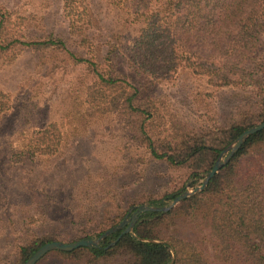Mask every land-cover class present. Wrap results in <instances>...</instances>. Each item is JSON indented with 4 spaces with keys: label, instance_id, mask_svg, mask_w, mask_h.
<instances>
[{
    "label": "rangeland",
    "instance_id": "374dc122",
    "mask_svg": "<svg viewBox=\"0 0 264 264\" xmlns=\"http://www.w3.org/2000/svg\"><path fill=\"white\" fill-rule=\"evenodd\" d=\"M66 1L0 0V42L9 45L0 48V90L10 100L0 118V264H16L20 245L48 233L66 243L93 238L106 214L148 204L130 205L142 194L192 191L206 173L194 181L186 170L152 160L128 131L132 119L124 99L131 88L119 79L111 87L97 83L67 53L93 60L100 72L142 82L124 77L131 75L128 57L138 25L127 19L123 1L71 0L82 13L77 31L70 28ZM50 35L63 39L67 51L18 43ZM108 51L117 54L112 63ZM262 57L264 62V51ZM158 82L149 93L166 122L160 128L226 125L254 108L250 89L215 88L188 71ZM51 124L57 153L26 158L28 139ZM52 252L36 264H87Z\"/></svg>",
    "mask_w": 264,
    "mask_h": 264
},
{
    "label": "trees",
    "instance_id": "16d2710c",
    "mask_svg": "<svg viewBox=\"0 0 264 264\" xmlns=\"http://www.w3.org/2000/svg\"><path fill=\"white\" fill-rule=\"evenodd\" d=\"M122 1L127 19L138 25L128 57L131 75L124 77L133 80L140 76L142 82L138 84L120 79L114 70L100 72L93 60L67 51L59 37L18 43L31 49L65 50L104 86L123 81L131 88L124 99L132 119L128 124L131 138L152 160L184 169L188 178L196 181L211 170L220 152L244 130L264 121V0ZM66 9L71 30L81 29L82 13H76L78 8L71 0L66 1ZM2 22L3 18L0 25ZM8 46L0 42L1 49ZM116 55L108 51L110 63ZM183 71L205 78L215 88L250 89L254 108L226 125L200 130L160 128L166 122L150 93L158 81L174 79ZM88 96L91 100V91ZM9 102L8 95L0 90V118L9 110ZM51 127L55 124L28 139L23 153L26 158L57 153L59 145L51 138ZM180 190L160 198L142 194L130 205L148 202L162 206ZM125 214H106L97 222L96 231L100 234L115 226ZM125 227L108 234L98 247L52 254L87 264H264V129L249 136L204 189L166 212L140 214L133 232L110 245ZM55 240L48 233L20 245L16 264H23L39 247Z\"/></svg>",
    "mask_w": 264,
    "mask_h": 264
},
{
    "label": "water",
    "instance_id": "95a60500",
    "mask_svg": "<svg viewBox=\"0 0 264 264\" xmlns=\"http://www.w3.org/2000/svg\"><path fill=\"white\" fill-rule=\"evenodd\" d=\"M264 129V121L253 125L246 130H244L232 143H230L225 149L221 151L218 158L214 162L211 170L203 174V181L201 186L194 188L192 191L184 190L178 196L174 197L170 202L162 206H154L150 204H143L133 206L129 209L125 216V219L116 224L115 226L105 230L101 234L93 238H83L73 242H62V241H50L39 247L23 264H36L41 258H43L47 253L52 251H72L80 247H98L100 242L110 233L121 229L126 222L128 225L119 234V236L110 245L115 244L120 237L125 233L133 232V225L137 220L138 216L146 211H162L166 212L178 204L181 200L192 195L197 191L204 189L208 180L226 163L228 160L236 153L240 146L247 140L252 134Z\"/></svg>",
    "mask_w": 264,
    "mask_h": 264
}]
</instances>
